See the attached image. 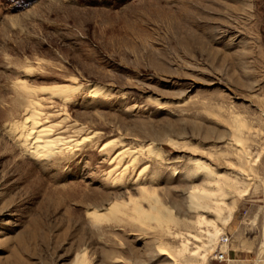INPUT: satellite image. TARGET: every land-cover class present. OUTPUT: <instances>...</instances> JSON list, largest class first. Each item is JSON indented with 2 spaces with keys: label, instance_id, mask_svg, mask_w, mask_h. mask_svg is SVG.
I'll list each match as a JSON object with an SVG mask.
<instances>
[{
  "label": "rangeland",
  "instance_id": "374dc122",
  "mask_svg": "<svg viewBox=\"0 0 264 264\" xmlns=\"http://www.w3.org/2000/svg\"><path fill=\"white\" fill-rule=\"evenodd\" d=\"M27 99L62 154L3 131ZM221 236L264 264V0H0V264H218Z\"/></svg>",
  "mask_w": 264,
  "mask_h": 264
},
{
  "label": "bare ground",
  "instance_id": "6f19581e",
  "mask_svg": "<svg viewBox=\"0 0 264 264\" xmlns=\"http://www.w3.org/2000/svg\"><path fill=\"white\" fill-rule=\"evenodd\" d=\"M28 91H30V90H28ZM81 91H84L90 97L105 96L107 93V90L102 86L90 85L88 87H82V86L76 85V87H70V88H64V89H61L58 91H52V94L58 95L64 101H67L71 98V96H73V94L80 93ZM22 111L23 112L21 115L23 117V121H21V122L15 121L12 123H7L3 126V131H5V133H7L8 136L10 135L13 137V140L15 141L19 150L23 154L30 156V159H31V157L42 159L41 158L42 156H50L51 154L53 155V153H55V154L59 153L60 154L61 151L65 149L66 145H68V142L56 141L54 138H50L51 130H49L47 127L42 126L43 123L42 124L40 123V120L38 119L39 118L38 116L40 114L37 113L36 104L32 100L27 99L25 108ZM66 149H67V147H66ZM239 151H241V150H239ZM124 152L125 151H122V152L118 153L117 155L121 156ZM243 155L245 156V153H243ZM55 156H57V155H55ZM52 157H54V155ZM123 157H124V155H123ZM123 157H121V158H123ZM136 158L137 157L132 156V158H131L132 162H135ZM191 164H192V166H194L195 168H197L200 171H203L206 173H210V171H211L209 168H207L199 160H195V159L191 160ZM134 165H132V166L134 167ZM140 177L141 176H139V179H140ZM137 180H138V178H137ZM154 203H156L155 200H154ZM117 209H118V205L113 204V205H110L105 210V213H103V214L96 213V212H90L88 214V216H91L92 218L99 220V219L104 218L106 213H108V214L113 213ZM137 210L139 211V208H137ZM152 219H158V221H160V222L161 221L171 222V220H172L171 217H169V216L166 217V215H164L161 211H157V218L153 217Z\"/></svg>",
  "mask_w": 264,
  "mask_h": 264
},
{
  "label": "built area",
  "instance_id": "2783aa9c",
  "mask_svg": "<svg viewBox=\"0 0 264 264\" xmlns=\"http://www.w3.org/2000/svg\"><path fill=\"white\" fill-rule=\"evenodd\" d=\"M229 252V243L226 236H221L217 251L215 252L214 260L218 264H223L227 261V254Z\"/></svg>",
  "mask_w": 264,
  "mask_h": 264
},
{
  "label": "crops",
  "instance_id": "0c3cea01",
  "mask_svg": "<svg viewBox=\"0 0 264 264\" xmlns=\"http://www.w3.org/2000/svg\"><path fill=\"white\" fill-rule=\"evenodd\" d=\"M229 252H231V249L229 248Z\"/></svg>",
  "mask_w": 264,
  "mask_h": 264
}]
</instances>
